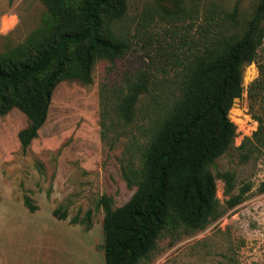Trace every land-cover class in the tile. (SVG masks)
Listing matches in <instances>:
<instances>
[{
    "label": "rangeland",
    "instance_id": "374dc122",
    "mask_svg": "<svg viewBox=\"0 0 264 264\" xmlns=\"http://www.w3.org/2000/svg\"><path fill=\"white\" fill-rule=\"evenodd\" d=\"M256 1L184 0L186 14L174 15L157 0H127L116 30L128 39L129 52L114 63L98 60L89 85L60 82L47 120L27 149L18 137L27 116L18 109L0 115V264H105V211L98 202L107 195L118 208L135 193L129 178L143 164L157 118L178 95L179 69L198 25L206 24L210 9L232 12L236 6L239 20L248 22ZM47 16L42 0H0V54L24 44ZM141 71L152 72L156 86L142 96L136 121L113 126L111 116L104 126L102 85L120 87ZM258 77L257 63L245 67L243 95L229 112L237 127L234 145L211 168L217 176L236 175L233 194L249 186L245 200L226 209L229 196L218 176L223 216L202 231L165 235L139 264H264V147L253 138L256 117L264 119V93L257 99L248 93ZM57 209L67 218L56 217ZM88 211L90 229L72 222Z\"/></svg>",
    "mask_w": 264,
    "mask_h": 264
},
{
    "label": "trees",
    "instance_id": "16d2710c",
    "mask_svg": "<svg viewBox=\"0 0 264 264\" xmlns=\"http://www.w3.org/2000/svg\"><path fill=\"white\" fill-rule=\"evenodd\" d=\"M42 1L48 8L42 26L24 44L0 54V115L18 109L27 116L29 124L18 134L24 149L45 124L60 82L89 85L98 60L114 63L131 48L116 30L127 14V0ZM157 1L170 14L186 12L184 0ZM204 17L206 24L198 25L199 35L190 40L179 69L178 95L157 118L143 164L129 178L135 193L118 208L107 195L98 202L105 211V264H139L165 235L202 231L221 218L225 211L217 196L218 176L229 196L226 209L241 204L250 190L245 186L233 194L236 175L217 176L211 168L234 145L237 127L229 112L243 95L247 65L257 63L259 70L250 98L264 93V0L256 1L245 23L237 6L223 13L212 8ZM152 78V72L141 71L120 87L102 85L103 125L111 116L113 126L134 123L142 96L156 86ZM256 118L253 138L264 147V119ZM25 204L31 212L37 209L28 197ZM54 215L68 216L61 209ZM72 222L90 229L91 211Z\"/></svg>",
    "mask_w": 264,
    "mask_h": 264
}]
</instances>
